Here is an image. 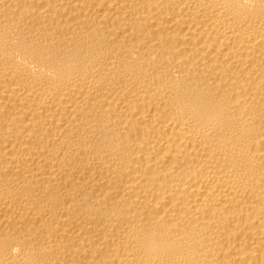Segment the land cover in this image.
<instances>
[{
	"label": "bare ground",
	"instance_id": "obj_1",
	"mask_svg": "<svg viewBox=\"0 0 264 264\" xmlns=\"http://www.w3.org/2000/svg\"><path fill=\"white\" fill-rule=\"evenodd\" d=\"M0 264H264V0H0Z\"/></svg>",
	"mask_w": 264,
	"mask_h": 264
}]
</instances>
